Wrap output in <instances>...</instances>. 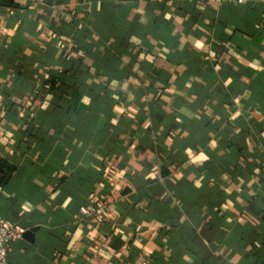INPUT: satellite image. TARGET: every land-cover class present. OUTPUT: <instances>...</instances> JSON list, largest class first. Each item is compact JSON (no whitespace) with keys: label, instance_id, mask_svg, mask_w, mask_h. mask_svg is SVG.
<instances>
[{"label":"crops","instance_id":"obj_1","mask_svg":"<svg viewBox=\"0 0 264 264\" xmlns=\"http://www.w3.org/2000/svg\"><path fill=\"white\" fill-rule=\"evenodd\" d=\"M10 1L7 264H264V0Z\"/></svg>","mask_w":264,"mask_h":264},{"label":"built area","instance_id":"obj_2","mask_svg":"<svg viewBox=\"0 0 264 264\" xmlns=\"http://www.w3.org/2000/svg\"><path fill=\"white\" fill-rule=\"evenodd\" d=\"M206 1H213V2H218L220 0H206ZM235 2H241L242 0H233ZM78 209L81 212L84 213H89L90 208L84 206V205H79ZM19 231V226L15 225L14 223L8 221L4 217L0 215V264H7L6 260V246L8 242L18 234Z\"/></svg>","mask_w":264,"mask_h":264},{"label":"trees","instance_id":"obj_3","mask_svg":"<svg viewBox=\"0 0 264 264\" xmlns=\"http://www.w3.org/2000/svg\"><path fill=\"white\" fill-rule=\"evenodd\" d=\"M7 3L11 4V1L7 0ZM12 168V164L0 155V184L7 180Z\"/></svg>","mask_w":264,"mask_h":264}]
</instances>
